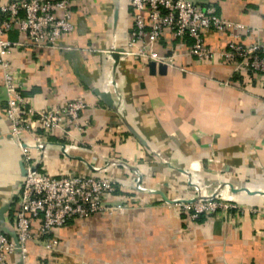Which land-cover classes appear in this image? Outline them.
<instances>
[{
	"label": "crops",
	"instance_id": "0c3cea01",
	"mask_svg": "<svg viewBox=\"0 0 264 264\" xmlns=\"http://www.w3.org/2000/svg\"><path fill=\"white\" fill-rule=\"evenodd\" d=\"M193 1L255 26L245 43L264 40V0ZM131 14L129 0H81L74 31L60 41L63 49L29 47L12 57L31 106L88 104L81 115L85 131L52 136L45 170L106 172L119 183L108 201L126 204L122 212L57 229L56 251L29 242L24 264H264V216L251 209L264 208V79L237 75L220 58L201 64L178 54L163 73L137 57H115L127 48ZM9 37L26 38L16 30ZM205 39L213 49L228 43L226 33L209 31ZM173 46L181 53L188 47L170 36L156 44L162 55L172 54ZM6 101L0 66V227L12 229L25 175L20 148L7 136ZM189 180L207 192L230 183L234 190L227 194L242 208L192 220L172 203L193 196ZM9 261L19 263L16 256Z\"/></svg>",
	"mask_w": 264,
	"mask_h": 264
},
{
	"label": "built area",
	"instance_id": "2783aa9c",
	"mask_svg": "<svg viewBox=\"0 0 264 264\" xmlns=\"http://www.w3.org/2000/svg\"><path fill=\"white\" fill-rule=\"evenodd\" d=\"M80 1L0 0V66L4 70L7 95L3 118L10 125L7 134L20 148L27 170L11 222L21 251L18 252L14 240L0 230V264H11V256L24 260L31 241H39L46 250L56 251L59 244L57 229L76 219L114 214L126 208L124 202L113 204L108 201L118 191L119 183L106 172L53 175L45 170L42 159L52 136L59 131L66 139L71 138L73 130L85 131L81 115L88 104L83 99H75L46 108L31 106L12 64V57L19 49H63L60 41L74 31V10ZM129 3L133 24L122 54L137 57L145 67L152 61L157 65L172 64L178 54H184L201 64L220 58L232 63L237 75L246 71L264 79V40L251 43L243 40V36L255 34V26L225 18L218 7L210 3L193 0H129ZM14 30L26 38L11 39L9 34ZM209 31L226 33L227 46L211 48L205 39ZM168 36L179 45L187 43L188 47L183 53L173 46L172 54H160L156 44ZM189 181L193 185V196L175 199L172 203L192 220L197 221L201 216L228 217L242 208L227 194L233 189L230 183H220L214 191L207 192L204 187ZM251 209L264 216V208Z\"/></svg>",
	"mask_w": 264,
	"mask_h": 264
},
{
	"label": "water",
	"instance_id": "95a60500",
	"mask_svg": "<svg viewBox=\"0 0 264 264\" xmlns=\"http://www.w3.org/2000/svg\"><path fill=\"white\" fill-rule=\"evenodd\" d=\"M123 49H118L117 51H115L114 53V56L117 57L118 55H121L123 53ZM151 66L152 69L154 70L157 66L156 62H150L148 64V67ZM159 69H160V72H165L166 69H167V66L165 64H159L158 65ZM101 96L107 101L109 102L110 99L108 98V95H105V94H101ZM7 136L10 138L11 136L7 134ZM2 137L1 133H0V138ZM22 169H23V174L25 175L27 170L25 169L24 167V164L22 162ZM35 169V168H33ZM234 190V189H233ZM0 230L4 233H6L7 235H9L15 242L16 246H17V251L20 252L21 251V248H20V243H19V239L17 237V234L15 233L14 230L10 229L8 226L4 225L3 227H0ZM18 264H24V260L23 259H20L19 260V263Z\"/></svg>",
	"mask_w": 264,
	"mask_h": 264
},
{
	"label": "trees",
	"instance_id": "16d2710c",
	"mask_svg": "<svg viewBox=\"0 0 264 264\" xmlns=\"http://www.w3.org/2000/svg\"><path fill=\"white\" fill-rule=\"evenodd\" d=\"M203 216H201L199 219H201Z\"/></svg>",
	"mask_w": 264,
	"mask_h": 264
}]
</instances>
